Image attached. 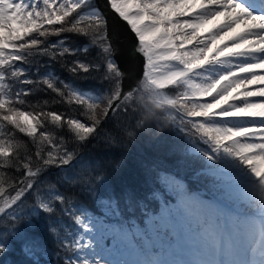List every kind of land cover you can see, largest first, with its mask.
<instances>
[{
  "label": "trees",
  "instance_id": "16d2710c",
  "mask_svg": "<svg viewBox=\"0 0 264 264\" xmlns=\"http://www.w3.org/2000/svg\"><path fill=\"white\" fill-rule=\"evenodd\" d=\"M82 24L90 32L96 27L93 22ZM57 31L58 24L37 27L22 39H13L23 56H9L2 70L4 92L10 99L0 103V113L19 114L15 121L0 122V146L4 149L0 154V207L11 204L33 184L36 188L25 201L24 213L35 206L37 196L49 201L51 207L19 226L21 237H31L39 245L31 257L19 240L13 244L10 239L0 244V264H45L44 254L49 264H67L65 244L69 234L71 239L75 233L74 221L80 210H96L109 200L130 198L128 193L134 198L143 196L156 162L163 166L164 156L157 144L178 143L162 131L165 122L160 112L144 105L138 97L142 93L134 96V101L120 104L105 119L119 81L113 78L106 82L103 73L77 77L66 70L63 61L50 60L52 49L47 42L61 40L73 50L89 44L86 37L73 33L54 36ZM47 32L53 40L39 38ZM97 52L96 47H89L88 59H95ZM74 89L89 98L83 100ZM96 94L99 100L92 103L90 99ZM88 100L90 105L85 104ZM22 113L32 119L36 130L31 135L18 121ZM77 124H83L80 131ZM18 182L19 190L12 196ZM48 227H55L59 235Z\"/></svg>",
  "mask_w": 264,
  "mask_h": 264
},
{
  "label": "snow or ice",
  "instance_id": "6c2138e0",
  "mask_svg": "<svg viewBox=\"0 0 264 264\" xmlns=\"http://www.w3.org/2000/svg\"><path fill=\"white\" fill-rule=\"evenodd\" d=\"M34 3L38 6L47 4L55 10L66 11V16L57 17L60 23L58 24V31L54 33L55 36L59 37L62 33H73L84 36L89 41V44L81 50L70 49L62 41L56 44L48 42L52 49V53L49 55L50 60L59 63L63 61L66 70L77 77L90 78L93 73H103L102 79L106 82L115 78L119 81L121 89L124 88V81L127 79L128 73L122 71L115 62L117 49L108 36L106 16L98 9L88 10L91 0H54V3L53 0H34ZM258 3L264 5V0H258ZM238 4L244 5L252 12H256L249 0H189L188 7L192 11H188L187 16L184 18L190 20L195 18L194 31L198 33L197 38H203L209 45L206 48L207 54L200 56L193 66L195 68L212 67L213 58H215L216 60L227 61L226 66L234 73L238 72L242 77L257 76L264 81V27L256 22L264 20V16L257 17L255 21L249 23L248 13L241 16L239 9L236 7ZM69 5H71L70 9L68 8ZM126 5L128 14L136 13L137 15L134 17L130 15L121 16L112 8L111 0H107L108 10L124 21L137 38L138 43L134 52L143 56L145 61L143 76H147L148 65L146 60L148 53L142 46L141 39L143 38L145 43L149 40L155 41L163 33L147 28L141 36L142 29L151 23L149 17L154 7L152 0H126ZM31 6L32 3L30 2L29 7ZM206 9H211V12L201 16L200 13ZM185 10L187 11V9ZM87 17L97 19L94 31L90 32L88 28L83 26L82 21ZM133 19L138 23L140 21H143V23L134 26ZM64 25H67V27H64ZM93 46L98 49L97 56L95 59L89 60L88 48ZM185 47L187 48L189 45H185ZM249 58H251L249 63H232L234 59L239 61L240 59ZM248 65L254 66L255 70H249ZM216 66L225 65L218 64ZM241 69L243 71H240ZM227 79L228 77L225 75V80ZM257 87H264V83L252 84L249 91ZM25 91L26 94H31L30 90ZM227 91H230V88L224 81H221L218 85L214 84L209 89L207 97L210 99L208 101L211 102L220 96H225L227 99ZM249 101L264 103V95H253L249 97ZM233 103L235 102L228 101V104ZM227 106L226 104L225 107ZM213 110L222 111L223 109L213 106ZM109 114H111V110H109ZM157 147L164 156L163 166L160 162H156L154 168L155 180L159 185V189L182 187L178 178H186L185 169L193 162L181 152L176 142L162 141L157 144ZM217 175L218 171L216 169L209 172V176ZM19 187L20 183L18 182L12 190V196L17 194ZM35 188L36 185L33 184L11 204L0 207V244H5V241L9 239H11V243L16 244L19 240L23 244V251L27 256L32 255L39 245L31 237H21L19 226L23 221L29 220V217L24 215V206L25 201L32 197ZM128 195L134 199L131 193H128ZM36 199L39 200V196ZM129 203H131V200ZM198 205V207H194L183 199L177 202L173 197H165L157 204V207H152L150 211L145 209L141 213L137 221L139 228L135 235L131 237L126 232L122 233L119 227L113 228L108 223V214L100 212L98 208L91 210L88 223L92 226L94 235L101 242L107 240L114 246L127 242L130 247H135V241L142 240V253L147 264H172L171 261H163L159 257L166 249L171 251L189 242L198 244L206 253L204 260L194 261L193 264H221L217 256L213 255L217 238H219L222 250L226 244L218 225L220 211L210 201H200ZM113 215L115 216V213ZM225 217L230 220L234 227H241L232 217ZM116 219L119 220V216H116ZM48 231L57 236L59 235L55 227H48Z\"/></svg>",
  "mask_w": 264,
  "mask_h": 264
},
{
  "label": "rangeland",
  "instance_id": "374dc122",
  "mask_svg": "<svg viewBox=\"0 0 264 264\" xmlns=\"http://www.w3.org/2000/svg\"><path fill=\"white\" fill-rule=\"evenodd\" d=\"M32 3V6L31 7H25V6H27V3ZM53 3H54V0H53ZM176 4H179V3H176ZM69 6H71V5H69ZM23 7H25V10H26V13H30L31 15H32V19H34V17H35V15L33 14V13H38V9H37V7H36V5H35V3H34V0H24V4H23ZM114 7L116 8V5H115V3H114ZM69 8V7H68ZM22 9L23 8H21V11H22ZM44 9H45V11H49V7H48V5L47 6H45L44 7ZM53 9V8H52ZM90 10V9H89ZM92 10V9H91ZM19 12V14H17V10H15V15H13V16H11V17H13L12 18V23H15L18 27H19V24H21V23H23V22H28L29 20H27L26 18H25V16H22L21 15V13L22 12ZM57 10H55L54 11V9H53V12H51V13H55ZM178 14H179V12L178 11H176ZM11 17L9 18V19H11ZM20 20H21V22H20ZM36 22H40L41 24H43L44 23V20H39V21H36ZM1 24H2V22H0V34L2 35V36H5V34H6V31L5 30H2L1 28L3 27H1ZM34 25V24H33ZM32 24L31 25H29V26H33ZM36 26V25H35ZM134 26H136L135 24H134ZM164 29H165V27H157L156 26V32H160V33H164V34H166V31H164ZM95 30V29H94ZM93 30V31H94ZM51 35H52V33H50V32H47V34H45V35H41V37H39V38H41L42 40H53V38L51 37ZM55 36V35H54ZM141 36H143V33H142V31H141ZM170 36V35H169ZM189 40V39H188ZM57 43L58 42H61V40H59V41H56ZM69 42H72V40L71 39H69ZM142 42V41H141ZM142 44V46L145 48V50L147 51V53H148V58H147V60H146V63H147V65H148V68H147V76H146V79H145V81H146V85H148V88L147 89H144V91L145 92H148V90H151V91H153L152 89H151V87H150V85H149V82H147V79L149 78L148 76H149V72H150V70H151V61L153 60V57H152V52H151V49L149 48V46H148V43L146 44H143V43H141ZM65 46H66V44H64ZM150 56H151V58H150ZM1 53H0V59H1ZM151 63V64H150ZM153 66V65H152ZM0 85H1V80H2V76H0ZM110 81V80H109ZM111 82V81H110ZM117 90L118 89H114L113 90V92L114 93H116L117 92ZM76 92V91H75ZM84 94V93H83ZM78 95H80L81 97H83L79 92H78ZM84 96L86 97V98H89L86 94H84ZM151 98H156V99H159L160 97H159V95H158V93L156 92V91H153V93L151 94V96H150ZM3 99H5V97L3 98ZM166 101H168L170 104H172V105H174L175 103H176V100L174 99V98H166L165 99ZM199 109H201L200 110V113H203L204 111H206V110H208V106H207V104H201V106H200V108ZM18 114H19V112H16V113H9V112H3V113H0V122H6V121H15L16 120V118L18 117ZM193 114H196L195 112L193 113ZM25 117H27V119H25ZM203 118V117H202ZM19 122H21V124H23V126H24V128H26L27 130V133L28 134H33V132H35V128L32 126V122H31V119H30V116H27V115H25V114H21L20 116H19V120H18ZM212 122H214V121H210V122H207V124H208V126L212 129V127L214 126V124L212 123ZM214 123H216L217 124V122H214ZM83 124H77V131H80V129L83 127L82 126ZM221 128V127H220ZM174 129L176 130V131H180V130H177L176 129V127H174ZM180 132H177V134L178 135H180L179 134ZM213 135H214V138H215V140L216 141H220L221 139H224V138H226V135H222L221 137H219V135L216 133V132H213ZM243 147L245 148L244 150H245V153H240L238 150H236L235 148H232L236 153H238L240 156H238V157H242L241 158V160H245V161H247V160H250V161H252L253 160V163H251V162H248L247 163V165L249 166H251V165H253V169L255 170V169H257V170H260V168H261V166H264V158H262L261 157V155H254V156H252V157H249V155H248V152L246 151V150H248V148L245 146V145H243ZM3 151H4V149H3V147L2 146H0V154H2L3 153ZM191 152H192V154H194V155H196V156H198V157H200L201 158V162L204 164V165H208V166H211V165H221V164H225L226 166H227V168H228V170H229V174L230 175H226V174H223V172L225 171V170H227V168L223 165V166H221V167H219L218 169H216L218 172H220V173H218V175L217 176H219V178H217L218 180H220V182H221V184H222V188H223V190H224V192L225 193H227V196H226V198L231 202V203H233L238 209H239V206L242 208V205H244V204H247V205H249V207H253L252 205H253V202H249V201H247V200H249V199H251V198H256L258 201H259V199H258V197H257V195H256V197H255V193H253L251 190H249L247 193H245V192H241V191H239V189L237 190V191H234V190H230L229 189V185L231 184V183H233L234 182V180L235 179H237L238 178V175H235V174H233L232 173V171H231V166H232V163L231 162H227L226 163V159H224V157H222V158H218V159H216L215 157H213V156H211L212 158H209L208 156H206V155H204L203 153V151L201 150H197V149H194V148H192L191 149ZM203 152V153H202ZM3 155V154H2ZM229 155V154H228ZM186 156V155H185ZM187 157V156H186ZM195 159V158H194ZM197 163L199 162V161H196ZM200 163V162H199ZM244 164V163H243ZM244 166H245V164H244ZM249 166V167H250ZM186 169H188V168H186ZM185 169V171L187 172V170ZM251 169V168H250ZM212 169H207V170H205V171H203L204 173H208L209 174V172L211 171ZM202 171H201V169L200 170H198L197 172H195V175H201V173H203ZM188 175H192V174H190V173H188L187 174V176ZM211 177H214V176H211ZM262 183L260 184V186H259V190L260 191H262V189H264V176H263V178H262ZM224 182H226L225 184H224V187H223V183ZM219 188H221L220 186H218ZM147 193L148 192H144L143 193V196H141L140 198H134V199H132L131 200V203H129V205L127 206V203L128 202H124L123 204H119V205H121L119 208H118V210H124L126 207H128V208H130V211H129V213L131 214V215H134V216H136L137 218L135 219V222L136 221H138V219L140 218V215H141V213L145 210V209H150L151 208V205L149 204V203H146V197L148 196L147 195ZM262 197H264V194H260ZM244 199H246V200H244ZM259 203H260V201H259ZM46 205V206H45ZM51 206H50V202L49 201H45V200H38L37 201V203L35 204V206H33V207H31L30 208V211H31V213L33 214V216H37L40 212H45V211H49V208H50ZM264 208V207H263ZM106 211V210H105ZM109 210H107L106 212H108ZM224 214H226V213H224ZM33 216H31V215H29L28 217H29V219H31V217H33ZM83 221V220H82ZM82 221H80V222H82ZM218 223L220 224V222L218 221ZM225 224H228V221H225ZM87 234H86V238L85 239H87V240H90V241H93V242H90L91 243V245H90V248H91V254H93V252L94 251H99L100 249H103V253H105V252H107V250H106V248H105V246L103 247V246H101V241L94 235V233H93V231H92V226L91 225H88L87 227ZM80 240V234H78V236H77V240ZM10 240V239H9ZM8 240V241H9ZM105 243V242H104ZM96 245V246H95ZM95 247H101V248H99V249H95ZM185 247H187V248H194L195 246H194V243L193 242H189V243H187V245H185ZM188 249H183L182 250V252H185L186 253V255H189L190 253L187 251ZM193 250V249H192ZM76 251H78V250H76ZM221 252V247L220 246H217V248L215 249V251L213 252V255H215V256H217V254L218 253H220ZM193 255L194 254H196V253H193V252H191ZM221 254V253H220ZM45 255L46 254H44V256H43V262L45 263V264H49V260H48V258L47 257H45ZM86 256H84L86 259H88L87 257H88V255L87 254H85ZM106 254H101V256H104V257H114V254H108V256H105ZM117 256H120V255H117ZM124 256H126L125 254H123V255H121L120 257L121 258H123ZM132 257H133V255H131ZM195 256H197V257H200V256H204V255H201V252L200 251H197V255H195ZM30 257H31V255H30ZM187 257V256H186ZM188 258V257H187ZM217 258L219 259V256H217ZM107 260V259H106ZM119 260V259H118ZM105 264V263H104Z\"/></svg>",
  "mask_w": 264,
  "mask_h": 264
},
{
  "label": "water",
  "instance_id": "95a60500",
  "mask_svg": "<svg viewBox=\"0 0 264 264\" xmlns=\"http://www.w3.org/2000/svg\"><path fill=\"white\" fill-rule=\"evenodd\" d=\"M95 3L98 10L103 12L106 16L108 36L117 49L115 62L122 71L128 73V77L124 81V88L121 89L120 87L117 96L113 97L108 105L106 113V117H108L113 113L126 94L132 91L133 88L140 83L145 61L142 55L134 52L138 43L136 37L131 33L124 21L108 10L107 0H95ZM124 29H126V32H124L123 38L120 39V41L116 32L117 30L124 31ZM109 110H111V114H109Z\"/></svg>",
  "mask_w": 264,
  "mask_h": 264
},
{
  "label": "bare ground",
  "instance_id": "6f19581e",
  "mask_svg": "<svg viewBox=\"0 0 264 264\" xmlns=\"http://www.w3.org/2000/svg\"><path fill=\"white\" fill-rule=\"evenodd\" d=\"M180 1H183V4L185 6H188L189 0H180ZM111 3L113 5V7H114V3H115L116 8L114 7V9L116 10L117 13H119L120 15H124V13H126V8H127L126 0H111ZM155 3L157 4L158 2L156 1ZM161 3H163L164 8H161L160 6L159 7L155 6V8H157V9L153 12V14L151 11L150 17L152 18V21L157 23L159 26L165 27L164 31H166V34L163 33V35L158 40H155L152 42H156L159 45H162V49H164L167 45H171L173 43L174 45L172 46V48L175 49V48H177V44L180 42V37L185 39L188 36H193V38L190 39V41L191 42L194 41V43H199L198 40H200L202 38L196 40L194 38L198 37V33L195 32L193 34L195 20H191L190 22H188L189 26L186 29H184L183 27L179 28V26L175 27V25H176L175 22L178 19L180 20L179 14L175 10L169 8L168 3H165L164 1ZM180 7L181 6H178V8H180ZM190 11H192V9ZM209 12H211V9H206L205 11L201 12L200 15H202V16L205 14L207 15ZM1 13H3V12H1ZM240 15L243 16L244 14L240 11ZM1 17H4V15H1ZM253 21H255V19H249V23H252ZM256 22L260 26L264 27V22L262 20H259ZM132 23H133V25L135 24L136 26H139V24H142L141 22L138 23L135 19H133ZM169 43H171V44H169ZM200 48H202V47H200ZM181 52H182V48L178 50V53H181ZM150 58H151V56H150ZM169 62H170V58L167 57V58H165V62L163 64L165 65L166 63H169ZM151 67L152 68L149 72V76H150L149 78L153 79L156 76V71H155V67L152 66V64H151ZM242 79H247V78L242 77ZM254 83L259 84V83H264V81H262L258 78V80ZM254 83H251L250 85H248L246 83V86H248V89L244 90L242 88V91H248L249 88L251 87V85ZM204 88H205V86L203 87V89ZM258 88L259 87L255 88V89H258ZM262 157H264V154L262 155Z\"/></svg>",
  "mask_w": 264,
  "mask_h": 264
}]
</instances>
